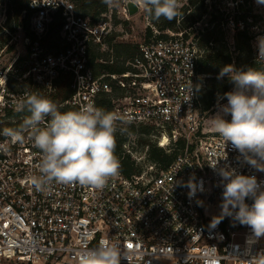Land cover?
<instances>
[{"label": "built area", "instance_id": "1", "mask_svg": "<svg viewBox=\"0 0 264 264\" xmlns=\"http://www.w3.org/2000/svg\"><path fill=\"white\" fill-rule=\"evenodd\" d=\"M217 1L225 6L224 0H206L209 11ZM241 3L228 0V9L235 7L234 14L239 15ZM255 3L250 0L248 5ZM128 5V0L107 4V13L94 25L77 15L73 0H29L22 13V19L29 14V31L36 41L24 34L26 52L9 64L0 63V264H78V253L96 247L102 239L126 256L120 264H248L251 256L264 252V237L254 240L251 229L232 217L213 224L214 217L221 215L223 200L219 170L256 175L258 181H264V172L256 171L213 131L212 121L226 98L220 97L209 112L202 113L200 91L206 88V77L197 72L203 52L192 28L165 32L166 38L153 30L137 45V54L127 63L130 70L122 75L96 78L87 66V44L108 52L106 42L117 33L113 15L128 23L132 18ZM58 12L66 20L62 36L68 48L55 56L39 41ZM255 16L253 61L264 70V60L257 61V39L264 37L258 25L264 22V13ZM5 22L0 30L12 44L15 38ZM245 27L232 15L223 29L235 35ZM7 49H0V58ZM33 93L50 98L61 112L89 103L105 110L107 103L109 112L118 117L116 139H128L116 154L118 175L101 189L52 182L37 191L29 178L39 175L42 153L33 146L30 132H22L23 142L3 134L6 128L23 127L30 113L17 108ZM139 127L152 129L158 147L179 154L166 169L150 164L140 174L127 176L123 161L131 154L130 129ZM179 143L184 146L179 148ZM193 178L203 182V191L189 198L185 185Z\"/></svg>", "mask_w": 264, "mask_h": 264}, {"label": "clouds", "instance_id": "2", "mask_svg": "<svg viewBox=\"0 0 264 264\" xmlns=\"http://www.w3.org/2000/svg\"><path fill=\"white\" fill-rule=\"evenodd\" d=\"M115 2L104 0L110 6ZM257 2L264 4V0ZM128 3L138 10L143 8L152 20L172 21L180 15L178 0H128ZM257 49V61L264 60V37L257 39ZM224 76L229 77L234 88L220 98H226L227 103L219 105L212 121L213 131L225 144L230 142L256 171L264 172V70H238L226 65L218 78ZM17 110H26L30 115L21 129L6 128L3 134L23 142L22 132H30L33 146L42 153L39 175L29 178L37 191H44L52 182L101 189L109 178L118 175L116 114L91 103L76 111L61 112L54 101L36 93L22 100ZM219 174L223 200L221 215L214 217L213 224L232 217L251 229L254 240L264 237V181L228 168L220 169ZM185 186L189 188V198L198 190L203 191V182L197 183L194 178ZM246 199L253 202L249 205ZM125 258L118 246L102 239L96 247L78 253V264H120ZM248 264H264V252L251 256Z\"/></svg>", "mask_w": 264, "mask_h": 264}, {"label": "trees", "instance_id": "3", "mask_svg": "<svg viewBox=\"0 0 264 264\" xmlns=\"http://www.w3.org/2000/svg\"><path fill=\"white\" fill-rule=\"evenodd\" d=\"M206 0H188V3L179 9L180 15L172 21L161 18L160 20H152V23L160 33L159 38H166L163 35L165 32H182L186 29L192 28L191 34L194 39H198L197 47L203 52L202 57L197 63V72L206 77V88L200 91V103L202 113L209 112L217 103L223 94L229 92L234 84L230 81L228 76L218 78L219 73L226 65H233L238 70H247L248 68H255L260 70L256 63L253 61L254 50L251 45L253 40L252 27L258 23L256 16L253 17V23H248V20L253 15L250 7L248 6L250 0H241L237 11L238 14H233L235 21L242 20L245 22L246 27L244 30L236 31L234 35V50L235 57L228 49L221 44V36L224 34V24L227 23L225 11H221L225 6L221 1L212 4L211 11L205 4ZM236 2L237 0H231ZM76 7V13L82 18H88L92 25L96 24L101 15L107 13V4L104 0H73ZM29 0H7V8L5 13V28L8 32H15L13 29L14 24L17 28L21 27L24 34L31 39L34 43L36 36L29 31V14L22 19V13L28 10ZM210 15L209 25H204L198 33L194 29L195 24L199 23L205 15ZM0 12V20H1ZM13 18V19H12ZM114 24L118 26L121 21L117 20L116 15H113ZM66 24V20L61 12L53 16L52 22L49 25L45 37L39 41L40 47L46 52L55 56L64 52L68 46L62 38V31ZM127 25V23H125ZM147 40L153 32L148 29ZM120 35L113 33L109 40L106 42L108 52H102L101 47L94 44H87V66L93 71L96 78L102 75H122L130 69L127 63L132 60L138 51V46L128 43L117 41ZM144 40V41H145ZM9 38L4 39L2 30H0V49L8 46V51H13L14 47L9 45ZM214 45V46H213ZM66 85L68 82L66 81ZM105 105V111L109 112V106ZM130 133L133 136L140 138L142 146L146 148L147 160L150 164L156 165L160 170L169 167L178 156L177 151L167 153L156 144L149 141L153 133L149 127L131 128ZM125 136H120L116 139L115 155L121 150V146L127 142ZM183 143H179V148H182ZM124 173L127 176L133 174H140L142 169L136 165L130 156L123 161Z\"/></svg>", "mask_w": 264, "mask_h": 264}, {"label": "rangeland", "instance_id": "4", "mask_svg": "<svg viewBox=\"0 0 264 264\" xmlns=\"http://www.w3.org/2000/svg\"><path fill=\"white\" fill-rule=\"evenodd\" d=\"M224 2H225L224 9L226 13V18L228 19V16L232 17V15L234 14V9L236 8L234 7V8L228 9V0H224ZM178 3L180 5V8H182L184 5L188 3V0H178ZM6 8H7V0H0V12L2 14L0 25L4 19L6 20L5 18ZM116 8H119V5H117ZM250 9L253 13V15H251V17L253 18L259 12L264 13V4L255 3L254 7H251ZM210 19H211V16L209 14L205 15L203 24L200 27H198L195 31L198 33L199 29H202V27H205L204 25L208 26L209 25L208 22ZM258 27H259V30H258L259 32H264V22L260 23ZM116 29H117L116 32L119 33L120 35L117 38V41L128 43V44H133V45H138L144 42L147 36L146 33L148 29H150L153 32V30H155L156 27L152 23V20L149 18L147 13L143 10V11H140L138 15H135L134 17H132L127 23V25L121 22V24L118 25ZM252 32L255 34L257 31H252ZM11 35H13L15 39H13L12 44H9V45H12L14 47V50L7 51V52L5 51L2 54V57L0 58V63L2 65L9 64L16 56H18L19 54L23 55V53L26 52L25 47L23 45V40H24L25 35H24V32L21 30V28L20 29L16 28L15 32H11ZM233 35L234 34L232 32L230 34L227 32H224L223 36H221L220 38L221 44L218 43V46L222 45L226 47L228 51L231 54H233L235 57L236 55H235V50H234V40L232 37ZM147 139L151 141L152 145L153 144L159 145V141L158 139L155 138V136H151L150 138H147ZM142 145L143 144L141 143L140 138L133 136L131 140L129 141L128 149L131 152L130 158L133 161H135L138 167H140L143 170L149 167L150 163L147 160L146 148H144Z\"/></svg>", "mask_w": 264, "mask_h": 264}, {"label": "water", "instance_id": "5", "mask_svg": "<svg viewBox=\"0 0 264 264\" xmlns=\"http://www.w3.org/2000/svg\"><path fill=\"white\" fill-rule=\"evenodd\" d=\"M128 8H129V10H130V16H135L138 12H139V10L134 6V5H128Z\"/></svg>", "mask_w": 264, "mask_h": 264}]
</instances>
